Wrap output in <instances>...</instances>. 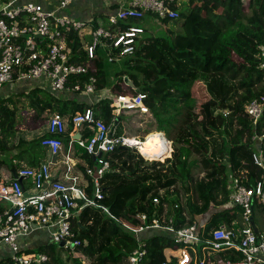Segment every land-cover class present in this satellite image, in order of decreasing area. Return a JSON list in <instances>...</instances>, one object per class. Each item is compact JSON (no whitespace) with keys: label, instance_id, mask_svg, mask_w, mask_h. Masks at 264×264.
<instances>
[{"label":"trees","instance_id":"obj_1","mask_svg":"<svg viewBox=\"0 0 264 264\" xmlns=\"http://www.w3.org/2000/svg\"><path fill=\"white\" fill-rule=\"evenodd\" d=\"M178 1L179 18L171 23L151 15L118 22L119 29L138 26L144 30L141 38L136 39L133 52L125 56H120L110 44H103L97 47L94 58L88 60L78 34L67 33L69 63L87 67L85 74L71 76L67 86L95 77L96 89L91 94L95 102L57 100L61 103L57 114L68 115L71 120L91 108L95 118L107 125L114 124L117 136L125 135L128 129L141 142L152 132L163 133L171 142L170 157L163 162L153 159L164 158L167 144L160 155L151 158L153 161L129 148H117L111 155H104L110 167L101 179L104 195L101 203L114 216L135 229L149 225L154 217L166 223L171 220L174 227L184 228L194 224L197 217L219 209L207 220L204 234L223 222L238 240L243 228L242 209L228 206L231 180L246 173L245 184L251 187L264 178V168L257 167L253 159L259 157L264 167V109L256 124L246 112L248 103L264 97V69L259 67L260 48L264 46V0ZM245 4L252 10L250 16L244 14ZM102 18L103 14L93 15L92 29L108 27V23L100 24ZM154 23L160 24L165 34L153 31ZM169 24L172 26L168 29ZM109 57L115 61L108 62ZM196 82L206 92V100L198 110L192 107V88ZM101 91L108 95L98 98ZM135 93L145 95L143 103L148 111L137 116L131 110L138 119L133 130L125 120L130 110H122L118 118L111 104L114 95ZM62 94L66 98L82 93ZM7 111H10L7 107L0 106L4 144L12 137L13 129L6 124ZM70 123L68 134L74 129V123ZM85 126L81 124L72 133ZM92 134L85 130L82 138ZM40 147L39 140L29 150L38 151ZM82 150L85 162L93 167V157ZM131 191L133 194L128 195ZM85 192L88 198L93 197L88 178ZM154 199L158 202L154 203ZM9 207V203L1 202L0 212ZM141 215L146 216V222L138 217ZM262 216L264 204L255 199L252 218L257 230ZM70 222L80 242L78 246L64 248L51 242L22 253L44 254L45 264H127L128 256L144 243V264H178L170 252L181 246L160 230H146L135 236L93 206L84 208ZM197 255L200 258L201 252ZM0 264L11 263L7 259Z\"/></svg>","mask_w":264,"mask_h":264},{"label":"built area","instance_id":"obj_2","mask_svg":"<svg viewBox=\"0 0 264 264\" xmlns=\"http://www.w3.org/2000/svg\"><path fill=\"white\" fill-rule=\"evenodd\" d=\"M17 0H11L0 12V89L15 79L32 78L46 79L49 89L54 93L79 91L91 95L95 91L97 79L90 77L88 82L77 81L67 86L69 78L85 74L86 65L70 64L67 37L69 32L78 34L88 60H92L98 46L110 44L120 56L131 54L136 39H140L144 30L142 27L129 26L119 29L118 22L126 20H140L146 15L155 16L160 20L175 21L179 18L178 0H109L116 4V11L107 18L108 27L92 29V18L76 20L64 14L70 4L77 0H41V3H22L11 6ZM68 33V34H67ZM85 38H89L85 41ZM260 69H264V46L260 48ZM115 59L109 57L108 62ZM131 103L135 108L131 107ZM143 93L115 95L111 107L116 115L123 109L136 112L137 115L147 113L148 108L143 103ZM264 97L252 100L247 104L246 112L256 124L263 114ZM81 124H86L93 134L86 139L77 141V145L85 149L93 157L94 166H86L79 171L67 157L66 178L70 183L52 181L49 164H42L38 168L23 167L17 172L22 180H29L34 194L41 191L45 184H49L40 196L34 194L26 198L22 185L17 179L4 180L0 177V203L7 202L10 207L0 212V244L10 251L8 261L11 264H45L47 256L44 254L24 255L18 239L26 238L37 230L50 232L54 244L63 243L64 248L71 249L80 244L76 234L71 229L70 219L86 207H95L119 223L135 236L146 230L156 229L169 235L175 244L181 246L179 254L175 256L178 264H260L264 254V233L254 232L250 225L252 205L255 199L264 204V178L256 185L247 187V175L231 180L230 207L242 209L243 228L240 237L235 240L234 234L226 226H219L204 234L206 223L197 221L191 226L176 228L169 220L152 219L151 223L137 229L132 228L123 219L114 216L107 206L101 202L104 195L101 179L109 170L110 164L104 155H111L120 146L127 148L139 147L136 138L117 136L114 124L107 125L95 118L91 108L76 116L74 130ZM48 137L40 141V145L56 155L62 149L61 137L66 133L64 118L54 113L46 124ZM1 134V127H0ZM264 137V135H263ZM168 151L162 161L170 157L171 143L167 141ZM141 153V152H140ZM100 155V156H99ZM145 159L151 161V159ZM162 156V155H161ZM254 163L264 168L260 158L254 156ZM91 180L93 197L88 198L86 192L78 186L81 176ZM158 200L154 199V203ZM81 203V204H80ZM146 222V216H138ZM145 244L140 243L127 259V264H144ZM198 250L203 253L198 257ZM228 252V253H227ZM228 255V259L224 256ZM232 256L235 259H230Z\"/></svg>","mask_w":264,"mask_h":264},{"label":"crops","instance_id":"obj_3","mask_svg":"<svg viewBox=\"0 0 264 264\" xmlns=\"http://www.w3.org/2000/svg\"><path fill=\"white\" fill-rule=\"evenodd\" d=\"M28 2L41 3L42 1L17 0L11 6L14 7ZM10 3L11 0H0V12L6 5H9ZM115 9L116 4L109 2V0H77L68 6L67 10L64 11V14L76 20H88L93 18L94 14H103L104 18L107 16L109 17L111 14H114ZM106 23H104V25H106ZM103 92L106 91H101L97 97H104V95H102ZM65 96L66 95L62 93L51 92L49 89V81L42 78L15 79L13 82L4 85L0 89V106L3 108L7 107L10 110L7 111L5 116V119L7 120L6 124H11L13 126L11 131L12 137H9L5 144L3 143L4 138L2 130L0 134L1 178L8 181L10 179H14V175L17 176L18 170L23 167L38 168L42 164H49L51 180L60 181L66 184L67 182L70 183V181H68L66 178L67 157L79 171L83 172L84 168L88 166L82 157L83 150L77 145V140L73 138V136L76 134L72 133L74 129H72L68 134L71 124L70 121L74 123L75 119L73 118L70 120L68 115H62L66 123V134L63 138H61L62 149L58 154H52L50 150L42 147L41 145V147L38 148V151H30L32 149H30L31 144L39 142V140L41 141L43 138L49 136L47 134L46 124L48 118L60 110L61 103H58L57 100L62 101L64 99H74L90 104L95 102V96L93 95L77 94L64 98ZM121 112L119 115H117L118 118ZM129 112H131V110L127 111L126 113ZM133 112L131 113L133 114ZM85 127H83L82 130H78L77 132L79 133L80 139H83L82 137L85 134V130H88V128ZM153 133L155 132L147 134L143 140H145L148 135ZM68 135H70L71 138L68 139ZM137 138L140 137L138 136ZM21 152H23V154H21ZM78 186L85 191L87 187V178L85 176H81L78 181ZM22 188L25 193L29 195L34 194V190L29 180H22ZM217 210L212 209L204 217H197V219L206 223L207 220L211 218L212 214L217 212ZM221 225L226 226V228L229 229L225 223L220 222L219 226ZM257 228V231L261 233L264 232L263 216L260 218ZM51 242L50 232L46 230H37L26 238L18 239V244L20 245L21 251L23 253L32 250L35 251L41 246L51 244ZM198 252L201 251L198 250ZM201 254L203 255L202 252ZM10 256L11 253L7 247L3 244H0V263L7 261ZM261 260L263 262L260 264H264V254L261 256Z\"/></svg>","mask_w":264,"mask_h":264},{"label":"rangeland","instance_id":"obj_4","mask_svg":"<svg viewBox=\"0 0 264 264\" xmlns=\"http://www.w3.org/2000/svg\"><path fill=\"white\" fill-rule=\"evenodd\" d=\"M249 7V5H247V4H245L244 5V9H243V11H244V14L245 15H248V16H250L251 14H252V10H250V8H248ZM67 10V9H66ZM100 21V23H102V24H104V23H106V18H102V19H100L99 20ZM171 23V22H170ZM170 26H172V24H169L167 27H168V29L170 28ZM152 30L153 31H155L157 34H165V31L163 30V28H162V26L160 25V24H157V23H154L153 25H152ZM176 30H179V28H176ZM198 33V32H197ZM52 92V91H51ZM192 92H193V98H194V102H193V104H192V107L194 108L195 107V110H198V108H199V105L204 101V100H206V92L204 91V89L202 88V85L200 84V83H198V82H196L195 83V85H194V87L192 88ZM107 94V92H103L102 93V95H106ZM115 96V95H114ZM114 96H113V99H114ZM112 99V100H113ZM135 114H137L136 112H135ZM138 116V115H137ZM125 120L127 121V122H129V124L131 125V128L133 129V130H135V128H137V123H138V119L135 117V115L134 114H132L131 112H129V113H126L125 114ZM76 130V129H75ZM125 131H127L128 133H126L125 135H122V136H124V137H127V138H130V137H132V138H136V139H138L139 141L141 140V138H137V137H135V136H133V135H136V133L135 132H133L132 134L133 135H131V134H129V133H131L128 129H126ZM161 135V137L162 138H166L165 137V135L162 133V134H160ZM80 140V139H79ZM155 139H153V141H154ZM78 141V140H77ZM132 150H136V151H138L137 149H135V148H131ZM167 151H168V148H167ZM139 152V151H138ZM168 158V157H167ZM166 159V158H165ZM164 159V160H165ZM153 160H155V161H160V162H163L162 161V159H153ZM15 179V178H14ZM18 181V180H17ZM133 188H131V189H129V190H132ZM131 194H133L132 193V191L131 192H129L128 193V195H131ZM153 219H155V217L153 218ZM167 254H168V252H167ZM171 254H172V256H177L178 254H179V251H174V252H171Z\"/></svg>","mask_w":264,"mask_h":264},{"label":"bare ground","instance_id":"obj_5","mask_svg":"<svg viewBox=\"0 0 264 264\" xmlns=\"http://www.w3.org/2000/svg\"><path fill=\"white\" fill-rule=\"evenodd\" d=\"M129 101L131 103L132 99L129 98ZM130 105L132 108L136 107L132 103ZM153 139L155 140L153 141ZM136 144L138 145L141 154H143L146 158L151 159L160 155L163 152L166 144L168 145L169 143L167 140L163 139L160 134L153 133L148 135L142 142H138Z\"/></svg>","mask_w":264,"mask_h":264},{"label":"water","instance_id":"obj_6","mask_svg":"<svg viewBox=\"0 0 264 264\" xmlns=\"http://www.w3.org/2000/svg\"><path fill=\"white\" fill-rule=\"evenodd\" d=\"M124 82H125L127 85H131L130 81H129L127 78H124ZM73 138L76 139V140H79V139H80V138H79V133H76V134L73 136ZM119 149H127V148H126V147H122V146H120ZM99 156H100V155H99ZM14 178L17 179L18 182L22 185V179H21L20 177L14 175ZM48 185H49L48 183L45 184V185L43 186L42 190L39 191V192H37V193L34 194V195H35V196H40L41 193H42V191L45 190V189L47 188ZM24 196H25L26 198H28V197H30L31 195H29V194H27V193L24 192ZM250 225H251V227L253 228L254 232L257 233V229H256V227H255V225H254V220H253V218L250 219ZM63 245H64L63 243L60 244V246H63ZM71 247H72V246H71Z\"/></svg>","mask_w":264,"mask_h":264},{"label":"clouds","instance_id":"obj_7","mask_svg":"<svg viewBox=\"0 0 264 264\" xmlns=\"http://www.w3.org/2000/svg\"><path fill=\"white\" fill-rule=\"evenodd\" d=\"M163 139H165V140H167L166 138H163ZM168 141V140H167ZM141 142V141H140ZM170 142V141H169ZM171 143V142H170ZM123 147V146H122ZM127 148V147H126ZM119 149V148H118ZM129 149H131V148H129ZM135 149H137V148H135ZM138 150V149H137ZM139 151V150H138ZM139 154L141 155V153H140V151H139ZM142 156V155H141ZM151 161H153V160H151Z\"/></svg>","mask_w":264,"mask_h":264}]
</instances>
